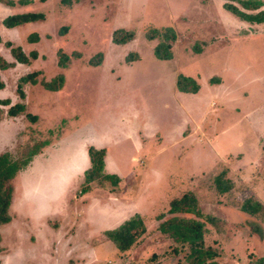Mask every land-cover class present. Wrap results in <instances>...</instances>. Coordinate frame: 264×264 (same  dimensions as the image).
<instances>
[{
	"label": "rangeland",
	"instance_id": "rangeland-1",
	"mask_svg": "<svg viewBox=\"0 0 264 264\" xmlns=\"http://www.w3.org/2000/svg\"><path fill=\"white\" fill-rule=\"evenodd\" d=\"M8 1L0 0V58L15 64L0 68V101L26 110L11 117L10 106L0 104V155L45 146L12 182L0 264H189L187 248L160 231L170 202L188 192L197 198L214 261L264 264V23L233 19L224 0H81L71 7ZM24 12L46 18L12 29L1 24ZM164 27L177 35L168 59L155 52L160 39L147 36ZM118 29L134 37L116 44ZM33 34L37 42L29 41ZM13 47L38 57L17 63ZM59 50L70 57L64 69ZM34 72L37 84L20 82ZM60 74V90L42 86ZM179 75L194 79L198 93L180 91ZM146 123L154 136L137 153ZM121 128L134 135L109 159L116 189L100 183L82 194L86 144ZM221 172L232 186L224 194L214 182ZM245 201L261 204L257 216L241 210ZM135 215L147 231L121 252L106 232Z\"/></svg>",
	"mask_w": 264,
	"mask_h": 264
},
{
	"label": "trees",
	"instance_id": "trees-1",
	"mask_svg": "<svg viewBox=\"0 0 264 264\" xmlns=\"http://www.w3.org/2000/svg\"><path fill=\"white\" fill-rule=\"evenodd\" d=\"M34 0H18L20 5H29ZM44 1V0H43ZM81 0H61V3L66 7H71L74 3H79ZM224 8L237 16L243 21L264 23V3L260 0H224ZM241 6L239 8L237 4ZM8 5H13L14 1H8ZM46 18L43 13L36 12H24L20 14H14L8 16L2 21V25L6 28L12 29L23 24L42 21ZM67 31V27L60 30V34H64ZM148 39L153 40L160 39V43L156 46V54L161 59L172 58V45L177 39L175 29L173 27H164L161 29L151 28L147 33ZM134 37L133 32L118 29L113 33V42L116 44H124L130 41ZM39 39L37 34H33L29 37L30 42H37ZM1 41V38H0ZM12 55L15 57L16 62L20 64H29L31 59L38 57L37 52L33 51L30 55H27L21 47H13L11 49ZM59 61L58 65L61 68H66L70 57L62 52L58 51ZM76 56H79L76 54ZM138 55L133 56V60H136ZM92 65H96L97 62L91 60ZM15 63H8L0 58V68L7 69L14 66ZM38 72H34L23 76L20 82L31 84H37L38 81L35 78ZM64 82V76L62 74L54 77L50 81H41L42 86L50 91H58L62 88ZM177 87L180 91L186 93H197L199 91V85L191 77L179 75L177 78ZM4 88V83L0 78V89ZM22 98L25 97L23 91L20 92ZM1 105L10 106L8 100L0 101ZM26 110V106L23 103H17L8 108L7 114L11 117L23 114ZM3 110L0 108V116ZM31 120H36L37 117L27 114ZM45 146V143H37L22 151L18 157L12 156L6 152L0 155V225L8 224L12 221L10 214V207L12 204L14 187L13 180L19 172L24 170L33 158L40 153V150ZM88 155L90 158V167L84 172V190L81 193H86L90 190V185L93 182L104 183L110 185L116 189L120 179L113 174H109L105 170V155L104 149H97L93 146L89 147ZM225 173L221 172L215 177V186L220 194H224L231 190L232 186L229 180H224ZM110 182V184H109ZM261 204L252 205L251 202L245 201L241 210L251 215L257 216L260 212ZM170 215L166 222L160 226L162 234L182 243V247L187 248V261L189 264H218L214 261L217 256L215 252L205 247V234L206 223L202 220L201 212L198 206V201L195 195L191 192L186 193L182 198H175L170 202V209L168 210ZM256 214V215H255ZM163 217V215H162ZM147 229L144 225L143 218L140 215L128 219L117 229L106 232V238L114 243L118 250L125 252L129 250L138 239H140ZM1 252V248H0Z\"/></svg>",
	"mask_w": 264,
	"mask_h": 264
},
{
	"label": "crops",
	"instance_id": "crops-1",
	"mask_svg": "<svg viewBox=\"0 0 264 264\" xmlns=\"http://www.w3.org/2000/svg\"><path fill=\"white\" fill-rule=\"evenodd\" d=\"M35 1V0H34ZM263 2V1H262ZM264 3V2H263ZM264 8V6L262 7V9ZM230 13V12H229ZM227 14V13H226ZM229 16H231L233 19H236L237 18V16H235V15H233V14H228ZM235 17V18H234ZM244 22H246V21H244ZM198 93V92H197ZM197 93H195V94H197ZM187 94H194V93H187ZM210 104H211V102H210ZM211 106V105H210ZM150 124V123H149ZM148 123H146L145 124V126L143 127V126H140V134L138 133V139H142L143 141H136V143H135V145H136V152L137 153H139V152H141V153H144L143 152V150H145V147H144V145L145 144H147V142H145L146 140H147V138L149 137V134L150 135H152L153 133H152V130L153 129H151L152 127H149L150 125H148ZM183 128H184V125H183ZM125 130L126 129H123V128H121L117 133H112V132H109L110 134L109 135H100V138H99V140L98 141H92V142H89L88 144H86L87 145V151L85 152L86 153V155H85V157H84V160L85 161H83L84 163L81 165V168H80V170L81 171H86L89 167H90V158H89V155H88V149H89V147H91V146H93V147H95V148H97V149H104L105 151H106V155H105V170H106V172L107 173H109V174H114V173H112V169H110L112 166H111V162H110V160L111 161H113V160H116L117 159V151L114 149L115 148V146H117V145H119V144H122V143H125V141L127 142V143H129V142H131L132 143V138H133V135H134V133L132 132V131H126L125 132ZM154 133H155V131H154ZM154 135H152V137H153ZM165 136H167L168 137V134H165ZM94 140V139H93ZM144 142V143H143ZM169 142V141H168ZM134 145V146H135ZM116 151V152H115ZM41 153H39V154H37L34 158H33V160L30 162V164L26 167V168H28L31 164H33V161L35 162V161H37V159L41 156L40 155ZM119 158V157H118ZM110 159V160H109ZM111 163V164H110ZM25 168V169H26ZM80 178H83L84 179V175L82 174L80 177H79V179ZM78 179V180H79ZM82 179V180H83ZM97 184H100L99 182H93V183H91V188H93L94 187V185H97ZM106 185V184H105ZM13 200V199H12ZM121 208V207H120ZM84 217V215H82L81 214V218H83ZM91 221V220H90ZM93 221V220H92Z\"/></svg>",
	"mask_w": 264,
	"mask_h": 264
}]
</instances>
